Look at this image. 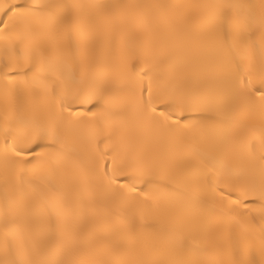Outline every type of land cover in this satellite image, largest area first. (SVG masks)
<instances>
[{"label": "bare ground", "instance_id": "obj_1", "mask_svg": "<svg viewBox=\"0 0 264 264\" xmlns=\"http://www.w3.org/2000/svg\"><path fill=\"white\" fill-rule=\"evenodd\" d=\"M0 264H264V0H0Z\"/></svg>", "mask_w": 264, "mask_h": 264}]
</instances>
